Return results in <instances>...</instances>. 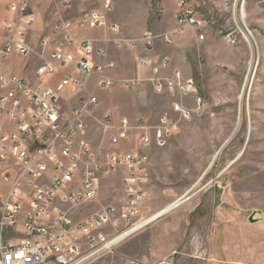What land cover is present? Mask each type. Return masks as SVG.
Segmentation results:
<instances>
[{"label":"rangeland","instance_id":"rangeland-1","mask_svg":"<svg viewBox=\"0 0 264 264\" xmlns=\"http://www.w3.org/2000/svg\"><path fill=\"white\" fill-rule=\"evenodd\" d=\"M61 1L41 0L47 12L39 33L34 35V23L31 26L33 44L50 34L57 23L52 10ZM69 1L71 8L63 14L73 21L93 6L91 2ZM186 2L207 26L200 30L187 26L174 32L179 25L175 21L158 34L151 51L140 41L135 50L108 45L109 57L114 52L118 63L109 71L114 85L110 90L97 91L99 105L91 112L94 117L87 119L91 143L106 148L103 111L108 110L115 122L121 117L129 121L139 118L152 127L166 114L175 127L165 146L147 151L151 169L142 211L149 218L182 198L164 215L86 264L164 259L173 264H264V0ZM162 3H154L153 12ZM133 8L145 9L139 4L123 5L126 10ZM111 14L112 10L106 21L115 24ZM12 18L0 2V20ZM97 29L102 31L101 38L105 33L121 37L120 27L117 34ZM246 29L253 37L245 33ZM163 34L169 35L170 43ZM200 34L203 38L198 37ZM176 38L177 52L172 48ZM148 55L154 61H161L163 56L169 59L161 74L155 75L162 76L160 90L152 69L137 63V56ZM174 69L180 71L183 80L193 79L194 92L184 94L167 86L164 78ZM61 94L67 96V91ZM136 136L131 134L114 149L134 150ZM121 179V172L102 179L98 204L122 205ZM90 209L96 210L97 203ZM123 228L121 224L117 227L119 232Z\"/></svg>","mask_w":264,"mask_h":264},{"label":"built area","instance_id":"built-area-1","mask_svg":"<svg viewBox=\"0 0 264 264\" xmlns=\"http://www.w3.org/2000/svg\"><path fill=\"white\" fill-rule=\"evenodd\" d=\"M80 1L93 6L73 21L63 14L71 2L61 1L52 10L57 23L35 44L30 38L35 14L29 1L11 0L4 6L13 18L0 20V264H86L110 250L116 237L146 221L142 207L151 169L147 151L165 146L173 134L175 124L166 114L152 127L139 118L115 122L105 110L101 122L108 147L91 143L87 119L99 105L97 91L114 85L109 71L116 62L108 55V45L135 50L140 41L151 51L160 35L146 30L139 39L112 38L109 33L100 39L79 36L78 31L99 27L115 34L120 30L106 21L113 0ZM172 1L179 24L174 32L207 26L186 0ZM245 33L253 37L248 29ZM162 37L171 42L168 34ZM168 61L164 56L161 61L137 56L138 64L152 69L158 90L162 76L155 75ZM164 81L171 90L195 91L193 79L183 80L177 69ZM63 90L67 96H62ZM133 133L134 150L114 149ZM118 172L122 205L98 204L102 179ZM96 203L97 209L89 210ZM120 224L124 228L119 232ZM133 264L173 263L164 259Z\"/></svg>","mask_w":264,"mask_h":264},{"label":"crops","instance_id":"crops-1","mask_svg":"<svg viewBox=\"0 0 264 264\" xmlns=\"http://www.w3.org/2000/svg\"><path fill=\"white\" fill-rule=\"evenodd\" d=\"M11 0H0L3 6ZM32 10L35 13V22L32 26V32L34 35L40 32L42 29L44 16L46 14V5L41 3V0H28ZM50 2L51 0H45ZM141 5L145 9L141 10H130L123 9V5ZM154 3L145 2L142 0H113L112 16L113 22L118 23L120 26V34L122 38L128 39H138L141 34L151 29L153 33L159 34L162 31L170 29L175 23V3L172 0L163 1L161 7L157 9V12H153ZM157 6V5H156ZM155 6V7H156ZM134 7V6H133ZM48 10V9H47ZM48 16V14H47ZM5 18V17H3ZM79 36H87L90 38L100 39L102 36V31L100 29H88L87 31H78ZM172 48L177 52V38L172 42ZM114 58V52L110 53V58ZM174 55L172 54V58ZM116 61V60H115ZM116 64L117 61H116ZM113 74V73H112ZM149 156V155H148ZM150 159V157H149ZM151 165V161H150ZM182 198V197H181ZM177 200V199H176ZM172 203V202H171Z\"/></svg>","mask_w":264,"mask_h":264},{"label":"bare ground","instance_id":"bare-ground-1","mask_svg":"<svg viewBox=\"0 0 264 264\" xmlns=\"http://www.w3.org/2000/svg\"><path fill=\"white\" fill-rule=\"evenodd\" d=\"M230 42H234V40L231 41V39H230ZM180 200H181V198H178L177 200H174L172 203L168 204L167 206H165L164 208L160 209L159 211L154 213L152 216L147 218L145 222H141L139 225L133 227L126 234L119 235L118 237H116V242H118V241L122 240L123 238L127 237V235H129L130 233L134 232L136 229H139L141 226L146 225V224L154 221L155 219L159 218L160 216L164 215L166 212H168L170 209H172L176 204H178L180 202Z\"/></svg>","mask_w":264,"mask_h":264}]
</instances>
